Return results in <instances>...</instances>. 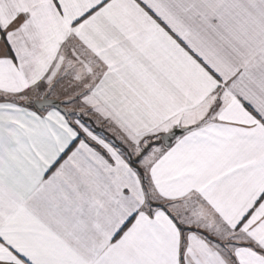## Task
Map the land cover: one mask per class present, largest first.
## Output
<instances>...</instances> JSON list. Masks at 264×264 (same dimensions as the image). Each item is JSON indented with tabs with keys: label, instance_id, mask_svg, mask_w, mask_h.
I'll return each mask as SVG.
<instances>
[{
	"label": "snow or ice",
	"instance_id": "obj_1",
	"mask_svg": "<svg viewBox=\"0 0 264 264\" xmlns=\"http://www.w3.org/2000/svg\"><path fill=\"white\" fill-rule=\"evenodd\" d=\"M0 264H264V0H0Z\"/></svg>",
	"mask_w": 264,
	"mask_h": 264
}]
</instances>
